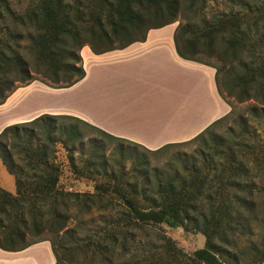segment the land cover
<instances>
[{"label": "trees", "instance_id": "1", "mask_svg": "<svg viewBox=\"0 0 264 264\" xmlns=\"http://www.w3.org/2000/svg\"><path fill=\"white\" fill-rule=\"evenodd\" d=\"M208 1L31 0L18 15L0 0V105L36 80L53 88L81 81L86 45L96 54L123 49L180 20L178 54L214 67L231 107L195 137L157 149L69 114L6 126L0 161L16 191L0 186V248L48 240L54 264L264 262V0H220L213 13ZM115 141L171 158L161 167L135 149H110ZM60 148L73 173L95 180V192L61 187ZM97 211L103 226L80 237L70 224ZM162 225L201 232L205 245L187 255L154 229Z\"/></svg>", "mask_w": 264, "mask_h": 264}, {"label": "crops", "instance_id": "2", "mask_svg": "<svg viewBox=\"0 0 264 264\" xmlns=\"http://www.w3.org/2000/svg\"><path fill=\"white\" fill-rule=\"evenodd\" d=\"M176 28L171 23L150 29L144 41L102 54L84 46L93 64L91 68L82 56L85 77L67 88L41 82V97L47 101L41 110L18 109L13 93L0 105V132L50 113L79 117L149 149L195 137L231 107L218 91L216 69L178 54ZM0 167L5 168L2 162ZM55 262L48 240L21 251L0 248V264Z\"/></svg>", "mask_w": 264, "mask_h": 264}, {"label": "rangeland", "instance_id": "3", "mask_svg": "<svg viewBox=\"0 0 264 264\" xmlns=\"http://www.w3.org/2000/svg\"><path fill=\"white\" fill-rule=\"evenodd\" d=\"M10 7L14 10L15 13L18 15H22L25 10L30 6L31 0H6ZM224 8L223 3L220 0H210L207 3L206 12L207 13H213L220 11ZM179 21H176L175 23L179 24ZM4 25H2V28H4ZM85 47L81 50V54L83 57H85L86 64H88L92 68V63L90 61V54L89 52L84 50ZM211 61L216 62L217 60L212 59ZM220 63V62H216ZM85 67V66H84ZM93 70V69H91ZM41 82L36 80L33 81L31 84L27 86H23L18 88L14 93H17L16 100L19 102L17 105L18 109H29V110H41V105L46 104V99L41 97ZM252 101H247L241 104H237L236 111L237 112H243L244 107L248 106ZM33 114V113H31ZM221 130H224L222 128ZM120 146H123L128 152H130L132 149H135V146L130 145L128 143H121V142H113L109 145L110 149L113 148H119ZM115 148V149H116ZM135 152L139 154H143L147 156L152 164L163 166L166 164V162L171 158V153H165V154H158V155H152L149 152H147L143 148H137L135 149ZM120 157H112L110 158L111 163L113 164L114 160H119ZM59 161L62 165V176L60 185L61 187H64L68 190L78 191V192H84V193H93L95 192V185L96 182L94 179L86 176H81L78 174L73 173L72 168L70 167V164L66 158L65 151L60 148L59 150ZM1 162V161H0ZM81 166V164H80ZM131 165L130 163L127 165V169H130ZM0 186L5 188L8 191H11L14 193L16 191V181L14 175L8 172L6 168L2 169L0 167ZM105 214L103 212L97 211L92 216L83 217L84 221L80 224L77 220H74L70 226L72 227H78L77 233L80 235V237H85L86 232L91 229H95L97 227H102V219ZM155 230H164L168 236H170L177 244V246L183 250V252L187 255L192 254L196 249L201 248L205 245V236L201 232H195V231H186L182 227L178 228H171L167 225H162L161 229L154 228ZM155 233V232H153ZM152 239V238H150ZM151 241V240H150ZM140 255V252L138 254ZM222 264H229L227 262H223ZM264 264V262L262 263Z\"/></svg>", "mask_w": 264, "mask_h": 264}]
</instances>
